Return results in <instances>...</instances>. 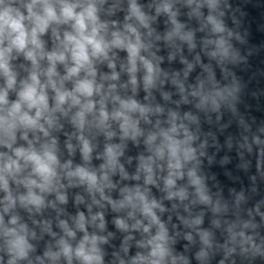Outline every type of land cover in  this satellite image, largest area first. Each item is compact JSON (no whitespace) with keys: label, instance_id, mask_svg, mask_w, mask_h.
I'll return each mask as SVG.
<instances>
[{"label":"clouds","instance_id":"1","mask_svg":"<svg viewBox=\"0 0 264 264\" xmlns=\"http://www.w3.org/2000/svg\"><path fill=\"white\" fill-rule=\"evenodd\" d=\"M16 0H0V75L5 78V87L0 89V145L5 146L8 149H12V143L15 141V132L18 128L23 127L30 130H39L44 133L45 136L48 135V131L45 129L44 124L40 123L41 118L47 123L49 127H52L54 119L51 115L52 112L61 111L64 112L62 107L66 103L69 107L79 106L80 110L73 117V123L80 129H83L86 123V114L91 113L95 107L94 102L90 99L94 93H100L102 85H97L95 83V69L92 66V57L99 58L101 56L107 57V49L109 44L106 43L103 38L99 36V27L97 26V16L96 7L94 4L89 3L86 6H82L78 3L69 2V0H59V14L57 13V5L52 3L51 0H30V2L23 4V8L26 10L27 15L20 10V7L14 6ZM77 8H81L77 11ZM132 14L143 22V14L139 11V8L135 3L131 6ZM27 22V23H26ZM53 22L69 23L71 22L72 31H66L63 35V39H60L59 35L54 30V35H56L59 45L56 49L51 52H47L44 49V43L41 41L40 36L44 34L50 24ZM30 25V27H29ZM128 30L131 33H136V29L128 25ZM114 39L111 41V45L117 47H126L129 53V73L132 74L131 83L136 84L135 72L137 70L136 61L137 58L143 62L144 67L147 70V75L144 77L145 87H151L154 85V77L157 73V69L153 65L145 60L143 57L139 56L140 49L143 45L140 43L139 36L137 35L135 43L128 40L127 37L121 38L119 33H113ZM127 41V42H126ZM31 46V47H30ZM15 50L17 53H23L25 58L31 61L32 70L29 77L21 81L20 90L17 92V99L13 102H9L8 92L13 89L16 85V74L12 71L10 67V60L12 58L11 54ZM47 59L48 67L41 68L40 61ZM69 59L72 62V66H68ZM65 65L67 74L63 77L59 75L56 70L57 63ZM110 67L114 65L110 64ZM85 72V77L83 79H77L75 81V86L72 91H68L64 88V81L78 77L81 71ZM41 76L46 77L45 82H41ZM118 78V74L113 73L110 79L115 80ZM51 88L55 92V108L49 109L47 89ZM112 89L115 85L111 86ZM83 98V99H82ZM119 100V97H115ZM35 110V115H30L29 113ZM160 109H157L159 111ZM140 112L142 115L149 112L150 109L139 105L135 100H120V109L115 111L112 115L115 119H123L121 128L125 135L129 132L133 136L139 133L136 127V122L132 121L127 113ZM66 114V113H65ZM109 114L103 110V102L101 101V111L99 124L105 126V122L108 120ZM172 131H175L173 127ZM111 135V133H109ZM24 139H27L25 134ZM165 138L169 141L167 147L169 149L172 160L175 162L169 163V168L178 170L181 168L179 152V142L174 141L171 137L165 134ZM83 142V152L85 158H87L88 153L91 151L89 143L84 139L83 136L80 137ZM155 137H149V143L154 140ZM53 145L55 141L52 142ZM191 149L184 151V158H190ZM13 156L7 153H0V187L8 192V179L7 176H14L22 170L21 160L24 161V166L28 164L32 165V172L37 175L41 183H38L36 179L28 178L24 181L25 185L28 187V195L20 197V200L24 204L35 205L39 209L44 201L42 197L36 195L32 191V187L40 188L41 191L51 190L53 186V181L57 177L56 165L58 164L57 157L54 154L51 146L45 145L43 152H37L33 148L29 147L25 149L23 147H18L13 149ZM158 155H163V149H157ZM109 165L115 164V155L111 147L107 149ZM67 167V165H65ZM146 170L149 172L148 182H151V168L147 167ZM69 177H79L81 182H87L89 191L93 189L99 191L103 197V187L102 183H98L97 176L86 171L84 168H77L74 172L69 171L67 173ZM182 175L179 171H172L169 174V178L166 180V185L171 189L175 180L173 176ZM194 173L190 172L189 176L194 177ZM103 180H107V177H103ZM193 184H196L197 192L200 195L202 202H208V197L204 195L203 189L199 187L200 181L198 179H193ZM173 196H179L181 199L184 198V190L179 192H169V198ZM62 202L65 197L60 195L58 197ZM106 199V197H103ZM7 201L14 203L11 195L5 197ZM138 200L140 203V210L142 213L150 217L153 222H158L154 208L159 207L155 202H149L144 195H142L139 190L135 194L129 193L125 196L124 201L121 202L119 207H124L125 204L131 205L133 208L137 207L134 202ZM116 207V205H114ZM5 212L8 211V207H5ZM99 215V214H98ZM131 215V213H129ZM102 220V216L100 217ZM96 219V217H93ZM3 223L2 217H0V224ZM12 224L16 223V218L13 217L11 220ZM117 225L121 228H126L127 225L124 224L122 220L116 221ZM199 223V221H196ZM139 221H137V225ZM78 226L84 228V216L80 214L78 220ZM66 227V225H65ZM103 227V224H101ZM161 227V233L155 237V240H163V225ZM145 231L148 229L145 228ZM5 235H16L15 229H7ZM69 235L73 233L69 232ZM96 236L91 237V253L98 252L95 247ZM102 239V238H101ZM89 242V237L85 235L84 241L81 242L79 247L76 249L75 255L83 261V264H93V262H98L101 260L99 255L90 254L88 250L85 249V243ZM205 242H207L205 240ZM63 243V242H62ZM153 243V241H149ZM11 247L10 252H15L18 256L25 255L26 242L22 236H17V238L10 242ZM64 254L69 255L71 253L70 247L64 246ZM166 255V249L162 244H155L151 252L152 257H157L158 259L152 260L151 264H161L164 256ZM12 264V261L9 262Z\"/></svg>","mask_w":264,"mask_h":264}]
</instances>
